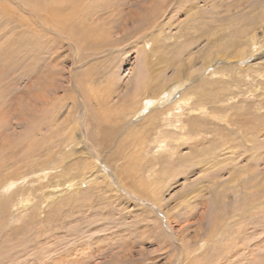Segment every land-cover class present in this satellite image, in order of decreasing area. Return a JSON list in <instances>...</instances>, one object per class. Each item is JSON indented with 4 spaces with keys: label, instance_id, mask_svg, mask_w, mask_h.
<instances>
[{
    "label": "rangeland",
    "instance_id": "rangeland-1",
    "mask_svg": "<svg viewBox=\"0 0 264 264\" xmlns=\"http://www.w3.org/2000/svg\"><path fill=\"white\" fill-rule=\"evenodd\" d=\"M118 1L0 0V184L27 179L0 189V264H264V192L237 205L264 176V0ZM75 2L87 40L44 12ZM142 79L173 95L134 115Z\"/></svg>",
    "mask_w": 264,
    "mask_h": 264
},
{
    "label": "bare ground",
    "instance_id": "bare-ground-1",
    "mask_svg": "<svg viewBox=\"0 0 264 264\" xmlns=\"http://www.w3.org/2000/svg\"><path fill=\"white\" fill-rule=\"evenodd\" d=\"M86 1V0H85ZM88 1V0H87ZM132 1V0H131ZM89 2H92V1H89ZM118 2H120L121 3V0L120 1H118ZM102 3V2H101ZM120 3H117V2H115V3H113V4H111V2H110V4L105 8V12H109V13H112L113 11H116L115 9L116 8H119V6H120ZM79 4H80V2H75V5H76V7H75V5H72L71 7H70V9L68 10V12H66L67 14H64L61 10H59V8H56V7H53V6H51V5H47L46 4V6H44V12H46V16H47V18L49 19V20H51V22H49V23H52V24H55V25H60V28H61V26L62 27H65V26H67L66 28H64V29H67V32H69V33H71V32H76V33H78V34H76V33H74V37L76 38V40L77 39H80V40H87L88 38H87V35H86V33L84 34L83 33V29L81 30H79V28H77V29H75V27H72V23H71V21L72 20H74V22H79L80 20H83L84 21V18H86V16H87V14H88V18H90V19H92L91 18V16L95 13V11H93V9H94V7H92L91 5H88V6H86L85 8H83V9H81V8H79ZM98 4V3H97ZM107 4V3H106ZM106 4H102V5H106ZM99 5V4H98ZM82 6V5H81ZM101 7V5H99L98 6V9ZM115 7V8H114ZM123 7V6H122ZM121 8V7H120ZM118 11V10H117ZM116 11V12H117ZM107 15H108V13H107ZM117 16H118V19H119V22L117 23L116 21H112V22H114L115 24L117 23V27L119 28V25H120V23L122 22V20H127L126 18H124L123 16L121 17V15H122V12L119 10L118 12H117V14H116ZM264 12H261L260 13V15L259 16H257V18H256V22H262V24L264 25ZM44 16V15H43ZM93 17V16H92ZM129 17H133L134 19H139V15L138 14H136V13H134L133 14V16L131 15V16H129ZM137 17V18H136ZM43 18V17H42ZM46 18V17H45ZM46 18V19H47ZM95 18V17H94ZM106 18V17H105ZM45 19V20H46ZM111 19V18H110ZM83 21H82V23H83ZM60 22H61V24H60ZM47 23V22H46ZM69 23H70V25H69ZM80 23V22H79ZM111 23V22H110ZM114 24V25H115ZM122 24H123V22H122ZM54 25V26H55ZM80 26H81V23L79 24ZM78 25V26H79ZM74 26V25H73ZM113 26V25H112ZM111 27V26H110ZM109 27V28H110ZM115 27V26H114ZM122 27V26H121ZM86 28H88V27H86ZM146 29V28H145ZM263 29H264V27H263ZM87 30V29H86ZM99 30V29H98ZM120 30H121V28H120ZM251 30V29H250ZM96 31V30H95ZM107 31V30H106ZM66 32V31H65ZM254 32V31H253ZM264 33V32H263ZM73 34V33H72ZM98 35V34H97ZM69 36V35H68ZM89 36V35H88ZM99 36V35H98ZM263 36H264V34H263ZM94 39V38H93ZM69 40V39H68ZM254 40H255V38H254V34H252V36L249 38V45H243V44H241V49H240V52H239V54H234L232 57L233 58H235L236 59V56H239L238 57V59H241V58H243V56L245 55V54H247V50L249 49V47H252V49H253V46H254V44H253V42H254ZM79 42V41H78ZM86 42V41H85ZM263 42H264V40H263ZM117 43V42H116ZM255 43V42H254ZM236 43H233V45H235ZM258 44H259V41H258ZM77 51V50H76ZM76 55V54H75ZM231 60V59H230ZM234 61V60H233ZM183 63H190V62H188L187 60H186V62H183ZM179 68V67H178ZM179 70V69H178ZM180 71H182V70H180ZM228 73V72H227ZM180 74V73H179ZM227 76V75H226ZM136 78V77H135ZM149 79V78H148ZM148 79H142V84L140 85L141 87H139L140 88V90L141 91H143L142 93H136V92H134L133 91V96L136 98V100H138L135 104H133L132 106L131 105H129L130 106V108H128L129 110V112H131L132 111V109H133V106H135V105H138L139 106V104H141V108L139 109L138 107H137V109L135 108V110H133V114L134 115H140V114H142L143 113V110H149V109H152V108H155L156 106H158L159 104H161L163 101H164V96H162L161 98L159 97L161 94H163V91H165L166 89L168 90V88L165 86V83H166V81H164V80H161V83L162 84H160L158 87L160 88V89H162L160 92H158V94L159 95H157V96H155V95H153V91L155 90V89H157V88H154V86L155 85H153L154 83H153V79H151V80H148ZM187 79H189V78H187ZM186 79V80H187ZM75 80V79H74ZM178 80V79H177ZM224 80V79H223ZM135 81V80H134ZM183 81V80H182ZM168 82V81H167ZM175 82H176V80H175ZM174 82V83H175ZM181 82V81H180ZM185 82V81H184ZM227 82V81H226ZM226 82H224V83H226ZM153 83V84H152ZM167 84V83H166ZM173 84V83H172ZM180 84H182V83H180ZM214 85V84H213ZM168 86H170V85H168ZM172 86V85H171ZM182 86V85H181ZM215 88V87H214ZM159 89V90H160ZM205 89V88H204ZM207 89V88H206ZM212 89V88H211ZM139 90V89H138ZM158 90V89H157ZM218 90V89H217ZM215 91H216V89H215ZM101 92V91H100ZM157 93V92H156ZM88 94H89V92H88ZM149 94L153 97V98H150L149 97ZM172 94V91L171 90H168L167 91V96H165V99H167L170 95ZM142 95H144V96H147L148 97V99H150L148 102H146V103H144V102H142ZM173 95V94H172ZM213 95V94H212ZM186 96V95H185ZM219 96V95H218ZM188 97V96H187ZM186 97V98H187ZM214 97V96H213ZM145 98V97H144ZM124 99V98H123ZM126 99V98H125ZM188 99V98H187ZM219 99H220V97H219ZM171 100V99H170ZM125 101V100H124ZM129 101V100H128ZM141 101V102H140ZM126 102V101H125ZM132 102V101H131ZM181 102V101H180ZM122 103H123V101H122ZM122 103H120L121 105H122ZM119 104V105H120ZM167 104V103H166ZM165 104V105H166ZM119 105H117V106H119ZM120 105V106H121ZM172 105V104H171ZM161 106V105H160ZM160 106H159V108H160ZM116 107V106H115ZM200 108H202V107H200ZM116 109V108H115ZM118 110V109H117ZM131 110V111H130ZM111 112V111H110ZM119 112H117V114H118ZM121 113V112H120ZM127 113V112H126ZM99 115V114H98ZM110 116H111V114H109ZM128 115V114H127ZM115 116V115H114ZM97 117V116H96ZM104 117H106V116H104ZM117 117L118 118H114V120H117L116 122H115V124L114 125H110L108 128H103L102 129V131L100 132V134H101V136H102V138L103 139H106L107 138V136H112V135H114L115 136V134L117 133V130L119 129V127L121 126V124H122V118L119 116V115H117ZM100 118H102V117H100ZM110 119V118H109ZM108 119V121H111V120H113V118H111L110 120ZM154 119H156V118H154ZM172 119V118H171ZM103 121H105V120H103ZM108 121H106V122H108ZM112 122V121H111ZM103 123V125H104V122H102ZM101 123V119H96L95 121H94V125L97 127V128H99L100 127V125L102 124ZM110 123H108V125H109ZM105 126V125H104ZM48 127V126H47ZM50 127V126H49ZM183 128V127H182ZM85 129H87V127H85ZM148 129V128H147ZM101 130V129H100ZM119 131V130H118ZM36 132V131H35ZM61 132H63V131H61ZM189 133V132H188ZM37 134V133H36ZM60 134V132L58 131V132H54L53 133V137H51V139L52 138H56V137H58V135ZM61 135H63V134H61ZM60 135V136H61ZM68 135H69V133H68ZM71 135V134H70ZM185 136V135H184ZM63 137V136H62ZM57 139V138H56ZM63 139V138H62ZM67 140L68 141H72L71 139H68L67 138ZM125 139H123V141H124ZM182 140V139H181ZM45 141H47V140H45ZM64 141V140H63ZM122 141V142H123ZM31 142H32V140H31ZM122 142H118L119 143V146L121 145V144H123ZM140 142H142V141H140ZM33 144V143H32ZM32 146V145H31ZM54 146V145H53ZM49 147H52V146H49ZM165 146H163V148H164ZM35 147H28V149L27 148H25V151H29L30 153H31V155H33L34 153H36L35 152V149H34ZM16 149V148H15ZM51 149V148H50ZM14 152V148H13V150L11 151V153H13ZM171 154V153H170ZM20 155L18 154V157H17V154H12L11 155V159H12V161H16V162H18L19 161V159L22 157V158H28V156H26L25 154H22L20 157H19ZM171 156V155H170ZM31 159V158H30ZM18 163H20V162H18ZM92 165V164H91ZM42 168V167H41ZM43 170V169H42ZM35 173V172H34ZM41 173V172H40ZM130 173V172H129ZM259 174V173H258ZM45 175V174H44ZM44 175H42L43 177H44ZM257 174H255V173H253V174H250L249 175V177L247 176V178L245 179V186L244 187H242L241 188V190L240 191H244V198L243 199H246L243 203H241V202H239V204H237L238 205V208H240L242 205L244 206V211H252V209L253 208H255V205H257L258 203H255L256 202V200L258 199V198H256L255 196H263V192H264V190H261V188H263V186H264V176H261V178L260 179H258V180H260V181H258L257 179H256V177H258V176H256ZM40 176H41V174H40ZM260 176V175H259ZM41 178V177H40ZM125 178V177H124ZM20 179H22V180H24V181H26L27 179L26 178H24V177H20V178H17V179H15V180H11V181H8V182H5V183H3V184H0V189L1 188H4V189H6L5 187H9V186H14L17 182H19V180ZM257 180V181H256ZM231 183H235V182H237V181H230ZM256 182V183H255ZM27 183H28V181H27ZM30 183H32V182H30ZM17 185V184H16ZM23 185V184H22ZM23 186H25V185H23ZM16 188V187H15ZM25 188V187H24ZM245 188V189H244ZM8 189V188H7ZM243 189V190H242ZM17 190V189H16ZM21 190H24V189H22L21 187H20V189L18 190V191H21ZM236 192L237 191H235V194H236ZM239 192V191H238ZM262 193V194H261ZM30 194V193H29ZM29 194L27 193V192H24V191H21V192H17V198H16V201H15V199L13 200V202L12 203H16V205L19 207L18 209H20V208H23L24 206H27L29 203H30V196H29ZM45 194V193H44ZM233 195L232 197H231V199H233V200H235L236 199V201H238L237 200V196L236 195ZM258 194H260V195H258ZM225 196V193L223 192V194L222 195H220V196H218V198H215V195L212 197V202L213 203H220V202H222L223 200H224V197ZM241 198V197H240ZM239 198V199H240ZM263 198V197H262ZM4 199V197L2 198V200ZM5 199H6V197H5ZM232 200V201H233ZM260 200V199H259ZM9 201V200H8ZM220 201V202H219ZM231 201V202H232ZM3 202H5V201H3ZM1 203V202H0ZM6 204H9V202L7 203V202H5ZM12 203H10V204H12ZM259 203H260V201H259ZM1 206V205H0ZM219 207H217L218 209H215V210H213L214 208H216V207H214V205H210V207H212V212H215V214L212 216V218H211V221H214V222H216V220H215V216L218 218V219H220V221L222 220V222L223 221H226L227 219H226V217H225V219H223V214H224V208H222L221 207V205L219 204L218 205ZM214 207V208H213ZM236 207V206H235ZM25 209V208H24ZM255 210V209H254ZM23 211V210H22ZM240 211V210H239ZM243 213V212H242ZM204 215V214H203ZM214 218V219H213ZM259 219V218H258ZM210 221V222H211ZM228 221V220H227ZM253 221V220H252ZM255 224V223H254ZM226 225L228 226L229 225V223L227 224L226 223ZM212 226V225H211ZM216 229V227L213 229V230H215ZM213 230L211 231V233L213 232ZM76 232V231H75ZM230 235H231V233H230ZM255 235V234H254ZM25 237V236H24ZM264 241V240H263ZM204 243H205V241H204ZM204 243H202L201 244V247L202 246H204L205 244ZM263 243V242H262ZM264 244V243H263ZM25 245V244H24ZM24 247V246H23ZM48 253V252H47ZM253 253V252H252ZM48 254H50V253H48ZM53 254V253H52ZM65 254V253H64ZM252 255V254H251ZM231 256H233V255H231ZM253 256V255H252ZM51 257V256H50ZM254 257V256H253ZM253 259V258H252ZM261 262V261H260Z\"/></svg>",
    "mask_w": 264,
    "mask_h": 264
}]
</instances>
